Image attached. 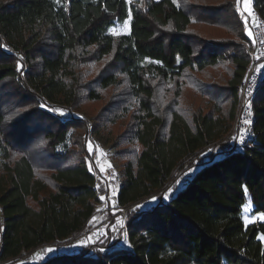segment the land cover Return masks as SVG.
<instances>
[{
    "label": "trees",
    "instance_id": "1",
    "mask_svg": "<svg viewBox=\"0 0 264 264\" xmlns=\"http://www.w3.org/2000/svg\"><path fill=\"white\" fill-rule=\"evenodd\" d=\"M234 1L0 0V260L72 240L94 215L103 191L88 124L58 110L86 100L103 103L94 128L117 132L131 248L32 264H264V221L246 225L241 212L250 199L264 213V79L247 142L220 141L249 59ZM129 8V32L115 38ZM252 10L264 19V0Z\"/></svg>",
    "mask_w": 264,
    "mask_h": 264
},
{
    "label": "rangeland",
    "instance_id": "2",
    "mask_svg": "<svg viewBox=\"0 0 264 264\" xmlns=\"http://www.w3.org/2000/svg\"><path fill=\"white\" fill-rule=\"evenodd\" d=\"M136 0H126L128 2L129 6H131L133 3H135ZM252 1L251 0V13L252 15H249V12L246 10V6L244 4V0H240L239 5H237V0H235V6L236 9L238 7L239 9V15L242 18L244 26L247 24L246 19L247 17H250L251 23H254L256 21V17L253 14L252 10ZM129 17L124 20V23L122 24H116L112 27H110L109 32L115 37L118 38L120 35L129 32V23L131 20L130 16V8H129ZM127 21V25H125V22ZM113 29H115L119 34H113ZM246 31V37L247 39L250 38V28L248 27L245 29ZM243 42V41H242ZM244 43V42H243ZM250 44V42H249ZM249 44L247 43L246 48L249 47ZM228 67H223L222 72L224 73L222 76L224 78H227V74H229V70L227 71ZM227 72V73H226ZM87 78H90V75H87ZM223 82V81H222ZM206 100V99H205ZM200 100L197 99V102L194 104V109L199 105ZM203 102V101H202ZM82 104H78L75 106H64V107H58L61 109L59 110V114H62V116H69V115H75L81 118H84L88 124V138L86 141V146L89 151V154H92L93 162L90 161V167L93 169V173L95 174V177L97 179V185L100 184L101 179L105 175L110 174H121V164L119 160L115 156V147L112 145L113 138L116 137L117 132L115 130L108 131L102 128L95 129V118L96 114L98 113V110L101 109L103 106V103L101 101L98 102H90L83 100L81 102ZM202 105V103H200ZM55 108V107H54ZM93 138V139H91ZM226 138V139H225ZM223 140H220L221 142L227 143L226 145L230 144V138L229 136L225 137ZM206 150L202 153H200L201 156H203L204 160H207L208 156L206 155ZM195 166L189 169H186L184 173L179 174L178 177L172 181L168 187V189L161 193L162 198L164 201H167V199L172 196L178 189H181L184 187L188 177L192 173L195 172V170L198 168V161H195ZM93 166V167H92ZM120 170V172H119ZM167 196V198H165ZM151 201H153L151 199ZM146 206V205H145ZM143 205L139 204V209H144ZM247 207V211H245V208ZM252 203L250 199H247L245 203L242 206V219L245 223L244 217H247L250 222H248L246 225L258 222V221H264V219H260L262 215H264L263 212L254 213L252 212ZM109 220V226L104 229V227L101 225L103 221ZM2 217H1V209H0V230L2 229ZM121 227H122V218L115 214L114 216H111V214L106 212L105 210L101 209L100 204L98 203L96 205V211L92 218L87 222V224L83 227L81 230L80 235L77 237H74L72 240L68 241H61L59 244H48L45 245V247H38L33 248L28 251H24L21 255H19L15 259H6V260H0V264H32L36 261L44 259L48 255L53 254H59V253H68V254H74L78 252L82 247H88V246H103L104 249L110 248H130L129 244H127V239L124 238V235L121 233ZM260 240H262L263 246H264V235L259 234ZM51 249L52 251H48Z\"/></svg>",
    "mask_w": 264,
    "mask_h": 264
},
{
    "label": "built area",
    "instance_id": "3",
    "mask_svg": "<svg viewBox=\"0 0 264 264\" xmlns=\"http://www.w3.org/2000/svg\"><path fill=\"white\" fill-rule=\"evenodd\" d=\"M237 12L239 11L237 7ZM256 17V21L251 23L250 17H247L246 22L250 28V38H248L249 47L247 55H249L248 63L245 67V72L240 80L236 106V116L231 124V129L227 133L232 143L237 142V149L241 150L242 146L247 142L251 134L252 123L255 112H253V100L257 89L264 79V19L257 13L252 11ZM239 13V12H238ZM249 120L250 123H244ZM226 136V137H227ZM93 139V138H91ZM226 139V138H225ZM122 181V175L110 174L105 175L100 181L99 188L103 193L100 199L101 209L109 212L111 216L117 214L122 218L121 233L128 242V230L126 227V210L127 206L117 202L116 194L119 184ZM104 229L109 226V220H105L101 224ZM131 248V244H129Z\"/></svg>",
    "mask_w": 264,
    "mask_h": 264
},
{
    "label": "snow or ice",
    "instance_id": "4",
    "mask_svg": "<svg viewBox=\"0 0 264 264\" xmlns=\"http://www.w3.org/2000/svg\"><path fill=\"white\" fill-rule=\"evenodd\" d=\"M57 2H59V0H57ZM239 3H240V0H237V5H239ZM244 4H245V6H246V10L249 12V15H252V13H251V8H250L251 0H244ZM125 25H127V21L125 22ZM245 27L247 28V24L245 25ZM112 31H113V34H119L115 29H113ZM249 35H250V33H249ZM18 70H19V67H18ZM244 123L247 124V123H250V121H249V120H245ZM245 192L247 193V189H245ZM165 198H167V196H166ZM153 199H155V197H154ZM245 211H247V207L245 208ZM244 219H245V223H246V224H247L248 222H250L249 219H248L247 217H244ZM260 219H264V215H262V216L260 217ZM102 250H103V249H101V251H102ZM48 251H52V250L49 249Z\"/></svg>",
    "mask_w": 264,
    "mask_h": 264
}]
</instances>
